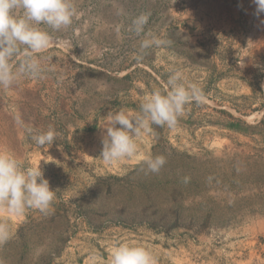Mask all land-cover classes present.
<instances>
[{"label": "rangeland", "instance_id": "rangeland-1", "mask_svg": "<svg viewBox=\"0 0 264 264\" xmlns=\"http://www.w3.org/2000/svg\"><path fill=\"white\" fill-rule=\"evenodd\" d=\"M74 4L84 17L68 30L41 25L53 36L41 54L44 78L0 87V148L40 164L57 193L49 216L0 207L11 229L0 264H110L121 244L147 248L155 264H264V13L255 15L252 0ZM140 14H150L146 33L172 44L137 60L145 37L129 26ZM173 68L207 102L187 105L174 128L135 137L133 157L106 163L107 114L139 112ZM16 113L53 128L56 140L36 145ZM239 119L259 122V133L222 126ZM147 155L165 156L159 173L146 171Z\"/></svg>", "mask_w": 264, "mask_h": 264}, {"label": "clouds", "instance_id": "clouds-1", "mask_svg": "<svg viewBox=\"0 0 264 264\" xmlns=\"http://www.w3.org/2000/svg\"><path fill=\"white\" fill-rule=\"evenodd\" d=\"M252 2L256 5L255 15L259 17L264 13V0ZM149 16L140 14L129 26L130 32L145 37L140 40L137 60L143 58L147 49L172 44L171 40L145 32ZM83 17V11L78 10L74 0H0V87L9 89L23 78H44L47 69L42 64L41 54L50 49L53 36L41 25L54 32L66 31ZM76 31L79 34V30ZM206 102L201 86L187 83L180 69H170L163 92L155 90L144 95L139 112L122 110L107 114L100 156L108 164L133 157L138 150L135 137L151 131L153 125L174 128L185 115L187 105L194 103L199 106ZM13 120L23 136L36 145H52L57 138L58 133L53 128L46 131L34 128L19 113L13 116ZM143 160L146 171L150 173H159L166 164L163 155H147ZM185 180L187 182V178ZM56 195L40 164L25 166L22 159L0 148V207L9 215L22 217L27 209H34L49 216L53 212ZM10 238V226L0 223V244ZM110 264H155V259L145 247L121 244L113 248Z\"/></svg>", "mask_w": 264, "mask_h": 264}, {"label": "trees", "instance_id": "trees-1", "mask_svg": "<svg viewBox=\"0 0 264 264\" xmlns=\"http://www.w3.org/2000/svg\"><path fill=\"white\" fill-rule=\"evenodd\" d=\"M222 126L232 129V130H237V131H242V132H250L257 134L258 128H259V122L256 124H249L248 122L242 121L241 119L238 120V123L235 122H224L222 123Z\"/></svg>", "mask_w": 264, "mask_h": 264}]
</instances>
